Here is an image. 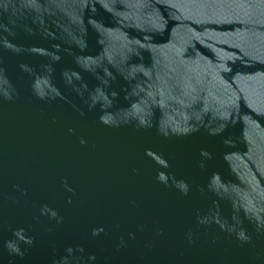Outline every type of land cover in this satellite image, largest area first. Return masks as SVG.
I'll list each match as a JSON object with an SVG mask.
<instances>
[{
  "label": "water",
  "instance_id": "95a60500",
  "mask_svg": "<svg viewBox=\"0 0 264 264\" xmlns=\"http://www.w3.org/2000/svg\"><path fill=\"white\" fill-rule=\"evenodd\" d=\"M0 264H264V0H0Z\"/></svg>",
  "mask_w": 264,
  "mask_h": 264
}]
</instances>
